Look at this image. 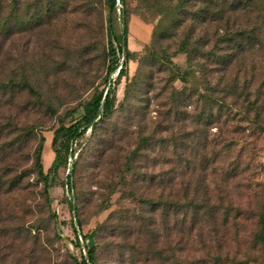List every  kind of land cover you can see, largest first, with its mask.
Listing matches in <instances>:
<instances>
[{"label":"rangeland","instance_id":"obj_1","mask_svg":"<svg viewBox=\"0 0 264 264\" xmlns=\"http://www.w3.org/2000/svg\"><path fill=\"white\" fill-rule=\"evenodd\" d=\"M107 4L0 0V229L6 230L0 233V264H75L84 252L77 245V220L86 235L80 242L96 247L98 264H200L196 260L206 255L194 249L189 233L180 250L183 215L164 202L190 191L209 197L211 204L223 198L249 209L256 205V194H264V131L239 118L225 122V114L212 124L202 73L188 82L179 77L192 63L181 43L189 39L192 48L197 37L211 31L192 20L203 4L125 0L133 59L122 78L118 70L124 58L108 77ZM122 9L118 2L117 32ZM196 61L206 59L195 55ZM251 68L240 84L250 82L254 101L264 75L258 70L251 78ZM220 74L211 80L218 82ZM110 79L114 110L74 145V197L64 186L69 170L61 168L47 206L34 167L39 136L46 139L42 161L47 172L54 156L53 130L76 122L93 94L109 88ZM261 120L264 126V115ZM234 125L240 131H233ZM235 161L242 168L226 176ZM230 223L239 226L243 249L255 221L243 217ZM233 232L230 228L222 251L210 255L246 258L236 253Z\"/></svg>","mask_w":264,"mask_h":264},{"label":"trees","instance_id":"obj_2","mask_svg":"<svg viewBox=\"0 0 264 264\" xmlns=\"http://www.w3.org/2000/svg\"><path fill=\"white\" fill-rule=\"evenodd\" d=\"M185 1L203 4L194 13V19L192 20L196 23L207 24L211 27V31L206 32V37H197L192 48H188L189 39H185L181 43V52L188 53L189 60L192 63H190L189 68L179 73V77L183 82H188L189 77H195L197 73H202L203 83L206 85V91L209 94L208 97L206 95L205 99L209 105V118L212 124L219 121V117L225 114V122L233 123L239 118L242 121L252 122L257 130L264 131L261 120L264 115V80L254 101L250 99V82L246 81L240 84L241 75H246L250 67H252L251 78L255 76V72L258 70L264 75V0ZM106 2L108 3L109 23L108 54L111 61L108 67V77L116 71L122 58H124V61L118 70V78L127 77L128 62L133 59V52L127 46L128 14L124 8L125 0H106ZM118 2L123 7L120 16L122 19L120 32L116 30ZM196 32L197 28H195V35ZM208 45H211V48L207 51L201 48ZM195 55H199L204 60L206 59V62H199L200 60L193 62ZM207 64H211L213 67H206ZM221 72L223 74H220L218 82L211 80L210 77L214 79V73L217 75ZM112 82L110 79L108 90L106 87L93 94L91 99L83 106V114L76 122L70 125L61 124L53 130L51 148L54 152V158L47 172L42 161L46 139L43 134H40L34 151V167L37 176L41 178L47 206L50 205L51 201V187L54 185L61 168L69 170L64 186L74 197L73 173L77 165L74 145L77 140L84 137L89 129L96 128L101 121L111 115L115 108ZM240 101L242 104H246L243 109L237 106ZM251 111H255L254 119L250 117ZM234 130L240 131L237 125L233 126ZM144 141L148 142L147 140ZM228 148H231V144ZM230 165V168L225 171L226 176L229 174L228 177L236 176L238 169L242 168V164L235 161ZM260 167L263 171L264 165ZM259 185L263 184L259 183ZM200 197L197 193L192 195L190 191H186L182 198H186L187 201L182 202V198L179 197L178 201L164 202V204H172L183 215V217L181 216L183 218L182 226H180V232L182 233L180 250H185L183 239L184 235L189 233L194 238L192 244L194 249L206 255V258L196 260L200 264H208L209 261H213L214 264H250L264 261V194H256V205L249 209L231 202L226 204L223 198H219L218 202H212L211 204L212 200L209 197ZM151 202L152 205L154 202ZM69 205L71 210L74 211L75 205L72 200L69 201ZM243 217L254 220L255 224L249 240L244 236L247 239V244L242 249L240 241L243 236L241 238L239 235V226L230 222ZM187 221L190 222L188 229L185 226ZM77 226L79 228L78 233H80L83 240H86V235L81 232L79 220H77ZM230 228L235 229L233 240L238 244L236 253H244L243 257L246 258L230 257L228 255L222 258L219 254L210 255L212 250L222 251L224 243L228 240L227 236L230 234ZM0 233H6V230L4 228L0 229ZM77 245L83 247L79 234L77 235ZM84 245L87 249L89 261H87L83 252L81 260H75V264H98L96 247Z\"/></svg>","mask_w":264,"mask_h":264},{"label":"water","instance_id":"obj_3","mask_svg":"<svg viewBox=\"0 0 264 264\" xmlns=\"http://www.w3.org/2000/svg\"><path fill=\"white\" fill-rule=\"evenodd\" d=\"M107 90H108V88H107ZM107 90H106V93H107ZM77 228H78V226H77ZM79 234V238L80 239H82V237L80 236V233H78ZM83 249H84V255H85V257H86V259H87V261H89V259H88V254H87V251H86V249H85V245L83 244Z\"/></svg>","mask_w":264,"mask_h":264},{"label":"crops","instance_id":"obj_4","mask_svg":"<svg viewBox=\"0 0 264 264\" xmlns=\"http://www.w3.org/2000/svg\"><path fill=\"white\" fill-rule=\"evenodd\" d=\"M54 156H52L51 162L53 161Z\"/></svg>","mask_w":264,"mask_h":264}]
</instances>
